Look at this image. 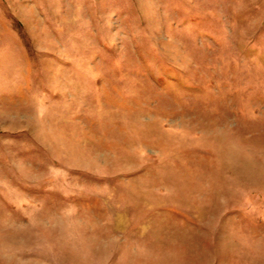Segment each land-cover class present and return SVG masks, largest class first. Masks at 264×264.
Returning a JSON list of instances; mask_svg holds the SVG:
<instances>
[{
  "label": "rangeland",
  "instance_id": "374dc122",
  "mask_svg": "<svg viewBox=\"0 0 264 264\" xmlns=\"http://www.w3.org/2000/svg\"><path fill=\"white\" fill-rule=\"evenodd\" d=\"M0 264H264V0H0Z\"/></svg>",
  "mask_w": 264,
  "mask_h": 264
}]
</instances>
